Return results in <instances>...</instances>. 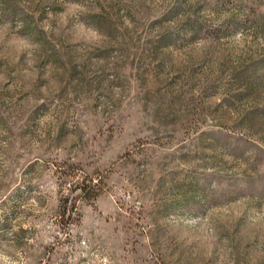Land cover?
Returning a JSON list of instances; mask_svg holds the SVG:
<instances>
[{
    "label": "rangeland",
    "instance_id": "374dc122",
    "mask_svg": "<svg viewBox=\"0 0 264 264\" xmlns=\"http://www.w3.org/2000/svg\"><path fill=\"white\" fill-rule=\"evenodd\" d=\"M0 264H264V0H0Z\"/></svg>",
    "mask_w": 264,
    "mask_h": 264
},
{
    "label": "trees",
    "instance_id": "16d2710c",
    "mask_svg": "<svg viewBox=\"0 0 264 264\" xmlns=\"http://www.w3.org/2000/svg\"><path fill=\"white\" fill-rule=\"evenodd\" d=\"M81 190V195L85 199L95 200L101 194L98 184L83 182L82 186H77ZM77 208L76 197L70 199L69 196H65L60 199L58 214L61 221L62 231L68 232L72 223H77L81 219V215ZM77 214V217L75 216Z\"/></svg>",
    "mask_w": 264,
    "mask_h": 264
}]
</instances>
